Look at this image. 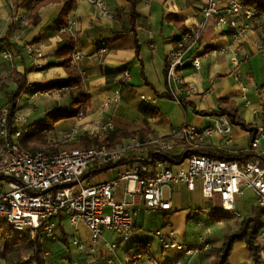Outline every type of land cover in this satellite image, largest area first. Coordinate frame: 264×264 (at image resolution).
Returning a JSON list of instances; mask_svg holds the SVG:
<instances>
[{"label": "crops", "instance_id": "obj_1", "mask_svg": "<svg viewBox=\"0 0 264 264\" xmlns=\"http://www.w3.org/2000/svg\"><path fill=\"white\" fill-rule=\"evenodd\" d=\"M103 1L112 17H103L101 10L89 0H73V9L66 18L68 25L62 26V13L66 5V0H62L39 10L40 25L34 27L28 24L22 27L16 19L17 16H27L29 20L36 2L0 0V88H3L0 90V100L2 94L9 96L17 90L15 79L18 77H27L28 89L24 94L28 90L68 81L70 75L59 66L61 61L56 57L68 39L71 38L75 42L74 53L81 54L76 64L72 62V71L81 78L89 97L88 106L83 109L85 117L82 121L71 119L73 125L69 130L68 127L65 128L66 121L58 123L49 133L48 145L43 148L62 150L77 147L78 145L65 143L63 137L81 127V139L84 133L90 130L86 124L92 122L112 121L115 124L114 132L119 134L149 130V134L143 139L169 137L184 124L205 129L217 119L213 113L218 110L219 100L226 99L236 105L240 117L248 125L256 127L260 139L258 150L264 152V137L260 135L261 130L264 132V13L258 12L252 21L251 31L239 41L234 39L233 29L219 28L216 22L211 20L196 44H184V49H190L189 55L199 59L201 67L197 70L191 63H187L181 69L186 88L190 89V94L182 98L184 103L181 105L175 100L160 97L171 95L166 79V64L169 57L180 50L178 43L182 38L197 30L203 22L202 11L207 0ZM134 3H138V18L133 25L130 22V14ZM170 17L178 20V26L168 19ZM10 25L12 30L8 33ZM63 27H70L72 34H61L60 29ZM132 28L134 32L130 31ZM28 46L33 47L35 53H43L41 63L46 66L45 70L38 71L33 68L32 55L26 48ZM103 49L106 53L100 52ZM5 51L10 52L12 61L6 60ZM125 71L130 74L127 80L124 79ZM237 76L239 81L236 80ZM71 92L67 94L70 101ZM33 94L37 100L48 99L53 104L42 115L43 118L49 113L62 111L65 107L62 102L66 100L61 102V98L57 96L45 97L44 93L33 91L27 104L23 106L20 102L19 105L18 115L26 120L27 126L42 122L41 120L28 124L31 120L40 118L35 116L36 107L31 108ZM118 94L120 101L103 110L105 102L115 99ZM66 109L70 110V107ZM57 128L63 129L62 135H59ZM233 136L230 144H225L222 136L210 137L201 142L197 150L216 149L238 153L251 148L252 136L249 132L233 126ZM110 143L115 142L111 140ZM183 151V145L178 143L171 153L178 156ZM109 166L115 168L87 181L90 184L102 183L115 178L124 170V164ZM124 188L125 184L122 183L118 198H122ZM200 191V184L194 192H190L183 185L166 190L172 206L170 212L150 210L143 205L137 207L134 236L129 242H120L121 238L116 233L107 231L104 241L92 252L89 244L90 232L86 226L81 223L72 225L68 218L63 216L57 221V227L62 228L61 231L57 230L58 240L45 239L42 244L44 248L46 241L51 244L57 242L59 245V241H64V235H67L69 239L74 238L88 247L84 252L76 250L71 257L73 264H127L128 258L138 249H146L151 256L159 252L158 248L153 251L152 242L147 239L145 233L151 229L148 227L150 224L147 214L144 213L152 212L156 215L155 218H158L156 233L162 231L169 235L174 232L176 241L200 252L191 256L174 250L169 255H162L159 264H216V256L211 250H221L225 237L239 231L244 218L250 216L258 205L257 198L254 190L244 188L243 198H239L240 195L236 198V211L228 219L229 222H215L214 208H203L202 203L196 200V194ZM239 210H242V213ZM192 228H196L197 232ZM112 243L119 244L115 253H110L108 248V244ZM261 246L264 259V237L261 238ZM65 261L66 259L64 264ZM229 264H255L246 243L237 242L233 245Z\"/></svg>", "mask_w": 264, "mask_h": 264}, {"label": "built area", "instance_id": "obj_2", "mask_svg": "<svg viewBox=\"0 0 264 264\" xmlns=\"http://www.w3.org/2000/svg\"><path fill=\"white\" fill-rule=\"evenodd\" d=\"M89 1L101 10L103 17H112L103 0ZM202 12L204 20L199 28L182 38L178 43L180 50L168 60L167 83L172 97L181 105L182 98L190 94L181 69L187 63H191L197 70L201 67L199 59L189 55L190 49H184V44H196L211 20L219 28L233 29V37L239 41L251 31L252 21L259 11L244 0H207ZM16 19L22 27L29 24L27 16H17ZM60 33L72 34L70 27L61 28ZM26 48L32 55L33 68L45 70L46 66L41 63L43 53H35L31 46ZM100 52L106 53V50ZM4 57L12 61L9 51L4 52ZM80 58L79 52L73 53V64ZM129 76V72L125 71L124 79H129ZM236 80H240L239 76ZM142 99L146 100L145 97ZM119 101L118 94L115 99L105 102L102 109L107 110L111 104ZM84 117L81 112L77 120L82 121ZM14 125L16 131L11 141L8 107L0 103V220L9 222L16 233L29 236L33 241L39 240L42 243L45 239L58 240L57 221L65 216L72 225L81 223L86 226L90 232L92 252L104 241L107 231L116 233L121 238L120 242H129L134 236L135 218L138 214L136 208L143 205L150 210L172 211L165 191L180 185L194 192L200 184L202 196L208 200L219 197L222 210L231 215L235 214L236 198L243 193L244 188L254 190L257 204L264 207V166L260 158L241 165L238 162L192 153L182 163L174 165L164 160L153 162L149 156L151 150L155 153L170 152L180 141H184L191 150H197L201 142L213 136L224 137L225 144L232 143L233 126L227 117H217L214 124L205 129L184 124L169 137H130L116 146L106 143L100 147L77 146L62 150L22 148L17 139L27 132V122L17 114ZM86 125L90 130L84 135L98 138H105L115 131L112 121ZM79 128L65 134L64 142L78 145L81 141ZM263 134L261 130L260 135L264 137ZM259 143L260 139L257 137L251 151L264 158V152L258 150ZM118 164H124V170L111 180L90 184L83 179L95 167ZM122 183L125 188L122 198H118ZM156 236L164 253L174 250L191 256L200 253L198 249H189L176 241L174 232L165 235L159 231ZM73 245L79 252L88 248L76 239ZM108 248L110 253H115L119 244H108ZM207 249L206 247L205 250ZM44 256L46 259L49 252L46 251ZM152 258L149 252L138 249L128 258L127 264H146L148 260L152 262Z\"/></svg>", "mask_w": 264, "mask_h": 264}, {"label": "trees", "instance_id": "obj_3", "mask_svg": "<svg viewBox=\"0 0 264 264\" xmlns=\"http://www.w3.org/2000/svg\"><path fill=\"white\" fill-rule=\"evenodd\" d=\"M36 2L29 16V25L38 26L41 23L39 10L51 3H58L62 0H34ZM247 4L253 5L259 12L264 13V1L262 0H244ZM138 3L133 4L132 12L130 14V22L134 25L136 19L138 18L137 12ZM73 9V0H66V5L62 13L61 25L67 26L66 21L67 16ZM170 21L175 23L177 26L179 24L178 20L175 18H168ZM12 26L8 28V33L11 32ZM134 32L132 28L130 30ZM138 47V46H137ZM75 51V42L70 38L67 40L66 45L57 53L56 57L60 60L59 66L63 67L70 79L65 82L50 85L45 88H36L37 93H48L55 89L71 90V106L70 110L55 111L46 115L45 120L39 123H35L32 126H28L27 132L23 133L17 142L19 145L28 150H36L39 147H45L48 145V136L52 132L55 126L65 120H71L78 118L79 114L83 112V109L88 106L89 97L85 92L84 86L82 84L81 78L74 75L72 71V54ZM137 55H139V47L137 48ZM169 64H166V76ZM18 86L17 90L8 96V101L6 104L8 107V120H9V138L12 141L13 135L16 131V126L14 125V119L19 112V103L22 94L28 89V80L26 76L18 77L15 79ZM161 98H169L174 100L172 95H160ZM184 102H182L183 105ZM216 117H227L232 124V126L240 127L241 129L249 132L252 136L251 148L245 152L229 153L222 150H207L198 151L191 150L184 141L177 142L181 143L184 147L182 154L176 156L172 155L171 151L164 153H155L152 150L149 152V156L152 157L153 162L156 160H164L170 164H180L186 158H188L192 153L211 156L220 160L238 162L241 165L255 161L257 158L262 160V165L264 166V158L254 154L252 149V144L257 139L259 132L256 127L248 125L239 115L236 105L226 99L219 100L218 110L213 113ZM149 134V130L137 131L132 133H112L105 138H98L85 134L78 144L81 148H92L100 147L106 143L111 146H116L123 139L130 137H139L140 139L145 138ZM113 140L115 143H110ZM73 149L74 147H70ZM143 162V161H141ZM121 165V164H119ZM115 167L112 166H100L88 171L83 179L90 180L95 176L101 175L102 173L108 172ZM166 218V217H165ZM231 218V214L221 211L217 212L216 208L213 209V219L215 222H222ZM168 221L166 219L165 225ZM57 230L61 231L62 228L57 227ZM264 232V207L257 205L253 213L250 216L244 218L242 226L238 232L227 235L224 239V246L221 250H211L212 254H215L217 263L216 264H229V257L232 251L233 245L237 242L246 243L247 250L255 264H264V259L262 257V246H261V235ZM64 235V233H62ZM67 235H64V243L69 247ZM142 250H146L141 248ZM0 250L4 256L6 264H48L45 259V248L43 244L37 240L33 241L29 236H20L14 231L11 224L7 221L0 220ZM66 261L68 264H73L71 255L66 256ZM132 263V262H131Z\"/></svg>", "mask_w": 264, "mask_h": 264}, {"label": "rangeland", "instance_id": "obj_4", "mask_svg": "<svg viewBox=\"0 0 264 264\" xmlns=\"http://www.w3.org/2000/svg\"><path fill=\"white\" fill-rule=\"evenodd\" d=\"M1 89H3V88H0V90ZM33 91L35 92L36 90H34V89L33 90H28L26 92V94H24L25 92L23 93L24 96L22 94L23 98L21 97L20 102H21V104H23V106L27 104L29 96H30V94L33 93ZM69 91H71V90L60 91V90L56 89L55 91L52 90V92L44 93V95H45V97L57 96V97L61 98L60 99L61 102H62V100H66L64 103L62 102V104L65 105V107L63 108L64 111H65V110H67L66 107H70V109L72 108L71 107V101L69 99V95H67L69 93ZM34 97H35V94H33V98ZM139 99L140 98H138V100ZM32 100L33 101L31 102V106H32L31 108H35L36 107V112H35L36 115L35 116H39L40 118H36L35 120H31V122L28 123V124H31L34 121L38 122V121H41V120L42 121L45 120L46 116L43 118L42 115L45 114L46 111H48V107H50V105H53L52 103H50L51 102L50 100L48 101V99L40 98V99L37 100V98H34ZM7 101H8V96L2 94L0 103L1 104H6ZM35 101H36V103H35ZM139 102L140 101H138V103ZM141 104H142V102H141ZM19 105H20V103H19ZM23 106L21 108L24 109ZM65 121L67 122L65 124V126H66L65 128L68 127V130H69V127L73 125V123H72L73 121H71V120H65ZM65 121H63V122H65ZM57 131H59L58 132L59 135H62L61 133H62L63 129L57 128ZM55 139H58V138H55ZM63 141H64V139H63ZM40 148H43V147H39L37 149H40ZM175 169H177V168H175ZM196 195H197L196 196L197 197L196 200L198 202L202 203L201 206L203 208H212L213 207V208H216L217 212L221 211V203H220L219 197H216L215 199H212V200L209 201L208 199L206 200L205 198H203L201 191H200V193L198 192ZM243 196H244V193H242L239 198H243ZM165 197L167 198V193H165ZM245 198H246V196H245ZM239 212L242 213V210H239ZM144 214H147V221H149V224H150L148 227L151 229V230H148V231L145 232L146 235L148 236L147 239L150 242H152L153 249H154L153 251L154 252L156 251L155 248H158V250H159V252H155L154 255H152V257H153L152 258V262H159L163 258L162 255H169V254H171L174 251L166 252V253L162 252V246L160 245V243H159V241L157 239V236L155 234L156 233V229H157V225L156 224H157V219L158 218L156 219L155 218L156 215H154V213H152V212H147V213H144ZM224 221H227V223L229 222L228 220H224ZM201 229L203 230L204 228H201ZM192 230H195V232H197L196 228H192ZM73 241H74V238H71V239L68 240V243L70 244V248L64 243L65 241H63V239H61L59 241L60 242L59 245L56 244L57 242L51 244L50 241H46L45 251L49 252V256L46 258V260L48 261V264H64L63 262L66 259V256H68V255H71V257L74 256V253L76 252L77 249H76L75 246H73ZM179 243H181V242H179ZM50 250H51V252H50ZM75 257L78 258L77 255ZM100 258L101 257L99 256L98 259L100 260ZM152 262L148 260L146 262V264H151ZM0 264H6V261L4 259V256H3L1 250H0ZM65 264H67L66 261H65ZM89 264H93V263H89Z\"/></svg>", "mask_w": 264, "mask_h": 264}]
</instances>
